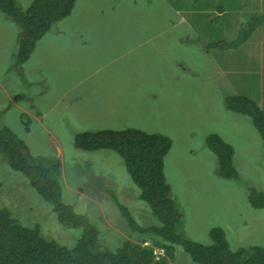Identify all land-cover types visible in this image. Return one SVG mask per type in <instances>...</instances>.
Listing matches in <instances>:
<instances>
[{
	"label": "rangeland",
	"instance_id": "374dc122",
	"mask_svg": "<svg viewBox=\"0 0 264 264\" xmlns=\"http://www.w3.org/2000/svg\"><path fill=\"white\" fill-rule=\"evenodd\" d=\"M14 1L27 9L35 0ZM98 1L77 0L71 15L50 32L60 38L65 53L55 65L56 76L75 86L81 97L72 123L43 89L53 64L48 43H37L28 62L17 65L21 30L0 11V128L18 134L34 159L61 161L63 202L87 215L101 231L98 243L112 250L144 235L131 237L119 205L141 229L159 226V219L139 199L140 190L116 153L77 150L73 138L77 132L133 125L172 142L164 172L184 213L185 239L209 246L211 231L222 229L231 251L264 247V208H253L249 199L252 191L264 194V139L248 116L226 104L228 97H244L264 112V23L242 44L237 40L252 17L264 16V0H133L134 22L125 35L130 43L118 48L126 50L115 59L99 56L83 43L82 32L93 38L102 31L93 18L103 11L102 2L95 5ZM78 5H90L91 25L83 22L84 6ZM114 6L118 10L129 3L116 0ZM233 40L237 45L231 49L220 46ZM44 102L58 109L60 118L53 113L43 120L35 117ZM22 113L33 121L30 132L19 123ZM213 135L233 148L237 179L218 175L219 162L208 145ZM0 183V203L23 225H38L45 239L75 246L81 231L60 224L52 206L2 155ZM175 248L168 264H195L181 245Z\"/></svg>",
	"mask_w": 264,
	"mask_h": 264
},
{
	"label": "trees",
	"instance_id": "16d2710c",
	"mask_svg": "<svg viewBox=\"0 0 264 264\" xmlns=\"http://www.w3.org/2000/svg\"><path fill=\"white\" fill-rule=\"evenodd\" d=\"M76 1L35 0L27 9H23L14 0H0V11L10 17L21 30V59L17 65L24 64L36 44L57 23L71 15ZM132 13V6L120 7L118 10L115 7L112 15L102 20L101 30L102 27H110L109 36L125 37L134 22ZM257 14L249 20L247 32L238 37L241 44L264 25H261L264 23V16ZM97 34L94 33V37ZM237 40L223 42L229 45L220 46L224 50L231 49L232 43L237 45ZM115 42H119L118 39L112 44L117 49L121 44ZM98 49L106 48L102 43L93 47V50ZM52 78L56 79L54 76ZM226 104L233 112L248 116L264 139V112L254 102L244 97H228ZM30 119L28 114H21V124L26 125V131L31 129L33 121ZM73 142L74 147L83 152L104 150L116 153L124 162L130 179L140 190L139 199L150 207L160 225L141 229L128 209L119 205L132 229L131 237L137 238L138 234H144L143 239L138 242L126 240L115 250L99 244L101 231L98 227L87 215L76 213L74 206L63 202L61 161L56 157L34 159L27 144L18 134L8 126H2L0 155L7 159L13 170L23 174L33 189L52 206L60 224L79 229L82 234L73 248L62 246L54 240L42 237L38 225H23L11 208L0 203V264H168L174 257L176 245H181L195 264H264V247L254 246L231 251L222 229L211 231L212 244L209 246L183 237L181 230L184 228V213L174 198L164 172V163L172 147L167 136L127 126L122 130L77 132ZM208 145L217 156L218 175L224 179H237L238 172L233 165V148L217 135L208 138ZM249 199L253 208H264V194L252 191ZM161 250L163 255H156Z\"/></svg>",
	"mask_w": 264,
	"mask_h": 264
},
{
	"label": "crops",
	"instance_id": "0c3cea01",
	"mask_svg": "<svg viewBox=\"0 0 264 264\" xmlns=\"http://www.w3.org/2000/svg\"><path fill=\"white\" fill-rule=\"evenodd\" d=\"M132 1L133 0H127L130 7L131 6L133 7V5L135 6V4H137V3H133ZM115 2H116V0H100V1H98L95 5H98L101 3V6L103 7V9H102L103 11L98 13V17H93V13L89 7L90 5H83L84 6L83 15H82L83 22H85L86 25L88 26V23H90V19H87V14L89 13V14H92V17L94 18V20L98 19L97 24L100 25L102 23V20L106 16L111 15V14H106V11L110 13L115 8V6H114ZM76 5H77V2H76ZM83 6H79V7H83ZM129 6H127V7H129ZM89 9H90V11H88ZM105 9H107V10L105 11ZM105 26H107V25H105ZM109 29H110V27H102V31L100 33H98L95 37L93 34V38H90L84 32L81 33V36L83 39V43L88 45L89 49L92 50L93 52H95L97 55H99V56L107 55V54L109 56L113 55V56H111V58L115 59L117 57V55H116L117 52L121 53V56H123V53L125 52L126 48H124L122 50H119L118 48L116 49L112 45L113 42L115 41V39H118L119 42H115V44H121V46H122L125 43H130V36L124 37L123 35H120L119 38H113L112 36L108 35ZM44 42L48 43L50 54L52 56V63H53L51 66V73L47 74V77L50 78L51 80L55 81V82H58L59 84L64 83L66 85L64 91H62L58 96H55L52 94H50V95L54 100H56V102L54 104H59L61 101L64 100V96L66 94L76 93V98L74 100V103H70L67 107V110H70L72 112V114L68 113V116L74 121L76 119L78 113H79L81 97L78 94L77 88L75 86L68 84L64 78L56 76L57 70L55 68V65L62 62L64 59V56H65L63 45L61 43L60 38L56 34L51 35L50 32L48 33V35L45 36V38L42 41L39 42V44L42 46V43H44ZM102 43L104 44L106 49L93 50L94 46L100 45ZM47 70H35V71H39L41 73H47ZM52 76H54V77L56 76L55 77L56 79H53ZM58 78H59V80H58ZM130 117H131V114H130ZM130 117H129V119H130ZM129 123H130V120L127 122V124H129Z\"/></svg>",
	"mask_w": 264,
	"mask_h": 264
},
{
	"label": "clouds",
	"instance_id": "9594fccd",
	"mask_svg": "<svg viewBox=\"0 0 264 264\" xmlns=\"http://www.w3.org/2000/svg\"><path fill=\"white\" fill-rule=\"evenodd\" d=\"M77 2V1H76ZM24 9V8H23ZM51 32V31H50ZM20 57V56H19ZM30 57V56H29ZM20 59H21V57H20ZM28 60H29V58H28ZM28 60L25 62V63H27L28 62ZM24 63V64H25ZM22 65V64H21ZM34 72H36V73H41V72H39V71H34ZM44 82L47 84L45 87H43V89L44 90H46L47 92H49V94H52V95H55V96H58L62 91H64V89H65V87H66V85L64 84V83H62V84H59L58 82H55V81H53V80H51L50 78H46L45 80H44ZM51 84H54V86H55V88L53 89L52 87H51ZM75 98H76V93H68V94H66L65 96H64V100L63 101H61L60 103H59V106H60V111L58 110V109H56V108H53L52 106H51V104H46L45 102H44V105L42 106V109H40V110H38V111H36L35 112V117H39L41 120H43L46 116H48V115H50V114H52L53 113V116L52 117H55V118H60L59 116H58V111L59 112H61V114L63 115V119H67L70 123H72L73 122V120L68 116V112H66L67 111V107H68V105L70 104V103H74V100H75ZM40 99V98H39ZM41 100V99H40ZM43 101V100H42ZM46 110L47 112L46 113H44V111L43 110ZM58 110V111H57ZM56 111V112H55ZM55 112V113H54ZM133 126H135L136 127V125H133ZM127 126H125L124 128H122V129H125ZM122 129H120V130H122ZM31 131V129L28 131V132H30ZM168 155V154H167ZM12 169V168H11ZM13 170V169H12ZM15 171V170H14ZM156 255H163V251L161 250V251H158L157 252V254Z\"/></svg>",
	"mask_w": 264,
	"mask_h": 264
},
{
	"label": "flooded vegetation",
	"instance_id": "af4514ba",
	"mask_svg": "<svg viewBox=\"0 0 264 264\" xmlns=\"http://www.w3.org/2000/svg\"><path fill=\"white\" fill-rule=\"evenodd\" d=\"M19 123H21V122H19ZM22 126L26 127V125H23V124H22ZM24 130L26 131V129H25V128H24Z\"/></svg>",
	"mask_w": 264,
	"mask_h": 264
}]
</instances>
